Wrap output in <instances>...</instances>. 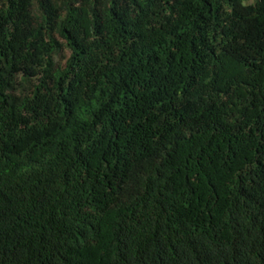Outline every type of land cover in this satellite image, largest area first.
I'll list each match as a JSON object with an SVG mask.
<instances>
[{
    "label": "trees",
    "instance_id": "trees-1",
    "mask_svg": "<svg viewBox=\"0 0 264 264\" xmlns=\"http://www.w3.org/2000/svg\"><path fill=\"white\" fill-rule=\"evenodd\" d=\"M0 264H264V0H0Z\"/></svg>",
    "mask_w": 264,
    "mask_h": 264
},
{
    "label": "rangeland",
    "instance_id": "rangeland-1",
    "mask_svg": "<svg viewBox=\"0 0 264 264\" xmlns=\"http://www.w3.org/2000/svg\"><path fill=\"white\" fill-rule=\"evenodd\" d=\"M68 54H69L68 49L67 48H63L60 52H58L55 55L54 59H55V61L57 63L63 64L65 59L67 58Z\"/></svg>",
    "mask_w": 264,
    "mask_h": 264
}]
</instances>
